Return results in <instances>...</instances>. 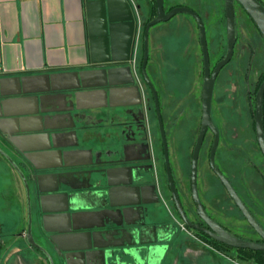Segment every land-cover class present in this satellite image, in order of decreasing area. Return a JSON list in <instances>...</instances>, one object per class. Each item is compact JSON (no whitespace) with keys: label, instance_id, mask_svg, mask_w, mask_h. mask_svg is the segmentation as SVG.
I'll return each mask as SVG.
<instances>
[{"label":"flooded vegetation","instance_id":"obj_1","mask_svg":"<svg viewBox=\"0 0 264 264\" xmlns=\"http://www.w3.org/2000/svg\"><path fill=\"white\" fill-rule=\"evenodd\" d=\"M261 1L264 4V1ZM130 2L132 4V1ZM136 6V9L134 6L133 8L137 19V29L130 60L135 83L132 85L131 96L123 100L118 98L119 94L123 93L122 89L113 86L114 97L110 100L112 104L126 103L128 105L104 109V111L109 110L112 112L108 119L104 121L106 123L94 121V118L92 119V116L89 115L91 110H86L88 116L86 117L87 125L84 129L79 128L78 125L72 129L62 127L48 129L43 127V124L36 123L34 126L38 130L24 135L29 136V138L18 137L21 136V133L9 135L0 129V153L16 171L19 179L18 188L20 187L26 195L27 228L23 230L20 237L26 239L32 248L43 253L49 264H51L49 256L54 264H74L69 262V251L64 250L66 244L63 242L66 240V234L69 233L66 231L68 230V224L58 222L53 216L59 212L49 209L51 207L48 204L49 195L61 194L63 198L61 209L63 210L70 208L68 200L72 195L88 191L103 196H107L109 192L116 193L118 191L117 187L112 182L110 184L105 175L107 170H113L116 167H127V174L133 177L132 187L136 185L138 189L142 188L144 200L152 201L153 204L142 203L143 208H141L138 216L142 215L143 217L138 219L124 218L116 212V207H112L107 200L100 197H98L96 204H93L96 207L86 202H80L74 203L73 209H67V212L75 213L77 217L80 216V220L76 227L72 229L71 234L74 233L75 237H80V232L91 230L94 232L99 245L110 244L113 246L109 252L99 253V257L103 255L105 258L100 259L99 264H161L166 260L169 261L171 258L169 255L172 253V250L168 249L169 243L184 236L180 233L179 221L183 222L187 229L201 235V237H205L202 239L217 241L205 231L211 227L197 211L198 207L192 192V157L199 135V133L197 135V129L199 127L200 132L202 127L201 90L203 84L201 90L198 91L194 79L191 78L192 76L184 78V75H180V72L175 80H169L161 76L163 71L160 66L162 65L161 59L160 57L155 58L149 66V61H152L149 49V59L146 67L157 92L163 124L162 132L156 97L142 74L144 29L151 19L146 20L144 18L145 12L140 3L137 2ZM142 25L144 26L143 32L140 31ZM141 32L142 35H140ZM237 42L238 37L235 46ZM140 49L142 51L141 56L137 54ZM215 65H211V70L215 68ZM181 82L188 85L183 93L179 90V83ZM176 84L178 85L176 86ZM74 92L66 90L58 93L62 94L60 97H65L66 94ZM198 112H201L199 117ZM222 112L220 120L223 121L220 123L212 113L219 135L213 157L216 168L230 181L244 205L264 228V224L258 216L259 212L256 211L257 209H253L254 207L250 204L249 199L240 194L230 179L235 174L230 173L229 164L234 159V155L242 154L244 147L243 143H239L238 125L227 120L226 112ZM206 131L197 157L196 176L198 196L206 215L232 235L252 241H264L262 236L247 222V218L212 168L211 160L216 135L210 128ZM51 135L55 136L58 146L54 147L52 145L50 147ZM28 140H30V144ZM257 144L259 146L258 142ZM29 146H35L36 148L29 150L27 149ZM259 150L264 159L260 146ZM5 154L10 156L18 165L26 180L18 171V168L11 164ZM245 161L247 159L241 161L237 174H243V170H245L243 163ZM256 169L257 172L264 173L263 168L256 166ZM212 177L220 183L219 190L222 193L224 190L232 199L242 218L251 227V231L257 234V238L250 237L248 239L242 233V229L244 232H246V229L241 228L238 230L230 224L233 219L227 210V201L225 197V200L222 201L217 196L216 189L211 184ZM186 178L189 181V202L181 189V185H179L180 181ZM170 179H172L188 221L201 229L193 228L183 220L173 195ZM165 195L170 199V212L174 213H172L173 218L169 217V208L164 204L163 198H165ZM259 200V197H257V207H259ZM113 203H118L116 198ZM97 204L100 206H97ZM174 215L179 218L177 219L178 223H176V216ZM62 217L65 220L68 216L62 215ZM86 217H90V220ZM83 225H94V227L83 228ZM30 228L36 245L31 244L28 240ZM149 242L158 245L155 246L157 249L148 247ZM77 264H82V262Z\"/></svg>","mask_w":264,"mask_h":264},{"label":"water","instance_id":"obj_2","mask_svg":"<svg viewBox=\"0 0 264 264\" xmlns=\"http://www.w3.org/2000/svg\"><path fill=\"white\" fill-rule=\"evenodd\" d=\"M235 1L225 0L226 5V19H227V52L213 70H211L210 53L207 42V34L204 22L201 16L191 7L180 5L172 8L170 11H165L164 0H156L157 13L145 25L144 29V59L142 65V74L152 89L157 102L158 116L161 130L163 132V124L159 110L157 92L150 80L147 72V64L149 59V40L150 30L154 25L160 22H165L177 14L185 13L191 15L198 23L200 30V44L203 53V68L204 81L202 91V106L203 119L202 127L200 129L196 147L193 154L192 166V192L193 198L196 201L198 212L208 222L210 229L205 230L215 238L217 241L233 248L252 249L264 251V241L247 240L230 233L225 228L216 224L208 218L205 210L200 202L197 190V164L198 155L204 140L206 130L211 129L216 135L215 144L212 153L211 166L218 174L225 188L233 198L236 205L241 209L247 222L262 236L264 239V228L252 216L246 205L238 195L235 188L224 174L216 168L214 162V151L219 141L218 130L212 118V101L217 76L221 69L228 63L234 55V47L237 40L236 35V20H235ZM252 18L264 37V4L261 0H237ZM86 16L88 21L89 45H90V60L91 64L87 68L79 70H49L47 72L26 73V74H0V129L9 135L21 133L24 136L36 129V123L48 129L53 128H68L72 129L78 127L84 129L87 125L86 117L88 116L86 110H97L113 106H126L128 104H112L113 86L122 89L123 94L130 95L132 85L135 83L134 74L130 64L133 51V43L136 36L137 19L133 5L129 0H85ZM87 89V90H84ZM72 90L71 94H66L65 97H60L61 91ZM64 95V94H63ZM97 99L100 100L97 104L85 105V100ZM255 129L257 142L264 154V81L260 84L255 96ZM34 107V109H32ZM90 117V116H89ZM75 132V131H73ZM30 140H28L29 143ZM30 144V143H29ZM54 135L50 136V147L58 146ZM35 146H29L27 149H35ZM43 148V147H38ZM45 148V147H44ZM6 155V154H5ZM13 166L18 168L24 180L25 175L21 172L18 165L12 158L6 155ZM127 167H116L113 170H107L105 174L109 183L117 187L116 193L109 192L106 196L99 195L96 192L88 191L78 195H72L69 202L70 208L73 209L74 203H87L96 207L98 197L107 200L112 207H116V212L120 213L124 218H142L138 216V211L141 210L144 193L142 188L138 189L136 185L132 187L133 177L127 174ZM171 186L173 195L178 205L179 211L183 220L193 228L201 229L199 226L188 221L182 205L179 201L176 189ZM135 188V189H134ZM29 197V193H28ZM118 203H113L114 199ZM61 194H51L48 197L49 209L56 210L53 216L60 223L68 224L69 233L66 234L64 250L69 251V262L74 260V264L82 262V264H91V261H99L105 259L103 255L106 253L105 245L97 243L94 232L86 230L80 232V237H75L71 234L72 229L80 220L75 213L67 212V209H61L63 204ZM97 206H100L97 204ZM59 207V208H58ZM102 207V205H101ZM30 210V198H29ZM55 212V211H54ZM67 212V213H65ZM94 212V211H93ZM98 212V211H97ZM64 216H68L63 219ZM85 217V216H84ZM90 220V217H86ZM82 219V218H81ZM94 225H83V228H93ZM58 230V229H54ZM82 235V236H81ZM28 240L31 244L36 245L31 228L28 234ZM63 245V244H62ZM108 246V245H107ZM100 253V254H99ZM79 255H81L79 257ZM71 258V261H70ZM51 264L52 258L49 256Z\"/></svg>","mask_w":264,"mask_h":264},{"label":"rangeland","instance_id":"obj_3","mask_svg":"<svg viewBox=\"0 0 264 264\" xmlns=\"http://www.w3.org/2000/svg\"><path fill=\"white\" fill-rule=\"evenodd\" d=\"M130 1H132V4L136 9L137 2L142 4L145 0ZM164 1H166L167 4L169 0ZM187 1L191 5L190 7L201 16L204 22L210 61L211 65L214 66L227 52L225 0ZM243 9L244 8L236 1L235 20L238 42L235 46L232 59L221 69L220 75L215 84L213 90L212 113L220 123L223 121L220 120V116L221 113H223L222 111H224L228 116L227 120L238 125L239 143H243L244 149L241 152L242 154L237 153L238 156L234 155V159L231 160L229 164L230 173L235 174V176L230 179L239 190L240 194H243L249 199L250 204L254 207L253 209H257L256 211L259 212L258 216L264 224V173L261 174L257 172L256 169V166H259L263 168L262 170L264 172V159L256 142L254 116L256 103L255 96L260 84L264 81V37L257 26L253 23L250 16ZM195 22L198 25L197 21ZM160 24L163 23H158V25ZM158 25L156 24L154 26L158 27ZM143 27V25L140 27V31L142 32L144 29ZM142 32L140 35H142ZM164 37L165 41L172 42L173 48H168L169 56L167 57L164 55L161 59L162 65L160 66L163 70L161 76L169 80H175L179 75V72L180 75H184V78L190 77L192 72L193 76L191 78L194 79L193 81H195L197 90H201L204 80L203 62L201 64V71L198 74L194 73V61L190 57V52L186 50L187 37L185 38L183 33L178 32H175L174 34H166V36H163L162 38ZM141 53L142 51L140 49L137 54L141 56ZM150 64L151 61H149V66ZM179 84V90L181 93L186 91L188 87L187 83L182 84L181 82ZM177 85L178 84H176V86ZM200 113L201 112H198V117L200 116ZM198 133L199 127L197 129V135ZM242 155L245 156H243V159ZM246 159L247 161L243 163L245 166L243 174H237V169H239L241 161ZM213 178L214 177H212L211 184L214 185L217 196L220 197L222 201L225 199L227 201V210L233 219L230 224L238 230L241 228L246 229V232L242 229V233L248 239L250 237L257 238V234L251 231V227H249L247 222L242 218L241 213L232 199L223 189V193L219 190L220 183L215 180V178L213 180ZM18 185L19 179L17 178L16 171L0 153V264H49V261L43 253L32 248L26 239L20 237L23 230L27 228V203L26 195L20 187L18 188ZM179 185H181V189L189 202L188 178L182 179ZM257 197L260 199L258 202L259 207L256 206ZM168 198L165 195V198H163L164 204L169 208V217L173 218L172 215L174 213L170 212L171 202ZM144 199H141L143 201L142 203L153 204L152 201ZM137 211L139 215L140 209ZM177 219L179 218L176 216V223H178ZM179 222L180 233L184 236L174 239L173 242L169 243L168 249L172 250V253L169 255L171 258L169 261L166 260L161 264H180L178 261L181 258L183 261L181 264H189L187 258L193 256L192 249L198 243L209 245L212 248L214 247L211 242L202 239L205 237H201V235L187 229L183 222ZM104 245V249L107 252L113 247L110 244ZM155 246L158 245L152 242L148 243V247L157 249ZM220 252L227 255V258L214 252L217 261L212 264H264V255L260 257L261 260H256V258L250 257L247 253H240L232 248L225 252L222 250ZM72 261L74 262V260ZM99 263L100 262L96 260L91 261V264Z\"/></svg>","mask_w":264,"mask_h":264},{"label":"crops","instance_id":"obj_4","mask_svg":"<svg viewBox=\"0 0 264 264\" xmlns=\"http://www.w3.org/2000/svg\"><path fill=\"white\" fill-rule=\"evenodd\" d=\"M141 5L146 20L156 16V0H145ZM180 5L191 6L187 0H169L167 4L166 1L164 3L165 11ZM195 21L191 15L180 13L161 22L163 24L158 27H152L151 64L155 58L162 59L164 55L168 57V48H173L172 42L165 41L163 36L175 32L183 33L187 37L186 50L190 52L195 64L193 72L198 74L201 71L203 54L199 27ZM88 42L85 0H0L1 75L87 68L91 64ZM129 97L126 94L119 95L118 98L123 100ZM99 102L100 100L92 99L83 103L89 105ZM104 109L106 108L91 110L89 115L96 122L106 123L104 121L112 112ZM192 250L193 256L189 255L187 258L189 264H212L217 261L214 252L227 258L217 248L202 243L196 244ZM178 262L181 264L182 258Z\"/></svg>","mask_w":264,"mask_h":264},{"label":"trees","instance_id":"obj_5","mask_svg":"<svg viewBox=\"0 0 264 264\" xmlns=\"http://www.w3.org/2000/svg\"><path fill=\"white\" fill-rule=\"evenodd\" d=\"M212 243V245L217 248L219 251H227L228 249H236L237 251H239L240 253H244V254H248L250 257H254L256 258V260H261V256L264 255V251H258V250H252V249H243V248H233V247H230L228 245H225L219 241H209Z\"/></svg>","mask_w":264,"mask_h":264}]
</instances>
